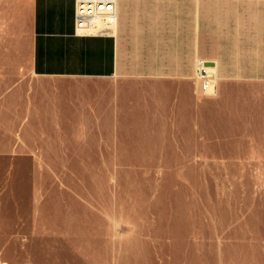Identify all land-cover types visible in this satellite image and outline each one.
Here are the masks:
<instances>
[{
  "label": "rangeland",
  "instance_id": "1",
  "mask_svg": "<svg viewBox=\"0 0 264 264\" xmlns=\"http://www.w3.org/2000/svg\"><path fill=\"white\" fill-rule=\"evenodd\" d=\"M23 88L36 111L26 156L0 159V264H264V89L221 138L178 81Z\"/></svg>",
  "mask_w": 264,
  "mask_h": 264
},
{
  "label": "crops",
  "instance_id": "2",
  "mask_svg": "<svg viewBox=\"0 0 264 264\" xmlns=\"http://www.w3.org/2000/svg\"><path fill=\"white\" fill-rule=\"evenodd\" d=\"M73 8L74 0H0V159L26 156L21 137L36 111L28 73L178 81L195 123L209 96L221 138L235 113L259 103L264 0H116L112 32L98 35L75 31ZM201 63L208 86L196 77Z\"/></svg>",
  "mask_w": 264,
  "mask_h": 264
},
{
  "label": "built area",
  "instance_id": "3",
  "mask_svg": "<svg viewBox=\"0 0 264 264\" xmlns=\"http://www.w3.org/2000/svg\"><path fill=\"white\" fill-rule=\"evenodd\" d=\"M116 20V0H74V29L80 34H109ZM206 69L201 64L196 77L203 78Z\"/></svg>",
  "mask_w": 264,
  "mask_h": 264
},
{
  "label": "bare ground",
  "instance_id": "4",
  "mask_svg": "<svg viewBox=\"0 0 264 264\" xmlns=\"http://www.w3.org/2000/svg\"><path fill=\"white\" fill-rule=\"evenodd\" d=\"M205 74H206V73H205ZM205 77L207 78L208 76H207V75H205ZM206 81H207V84H208V83H209V80L207 79Z\"/></svg>",
  "mask_w": 264,
  "mask_h": 264
},
{
  "label": "water",
  "instance_id": "5",
  "mask_svg": "<svg viewBox=\"0 0 264 264\" xmlns=\"http://www.w3.org/2000/svg\"><path fill=\"white\" fill-rule=\"evenodd\" d=\"M205 65H207V63H205Z\"/></svg>",
  "mask_w": 264,
  "mask_h": 264
}]
</instances>
